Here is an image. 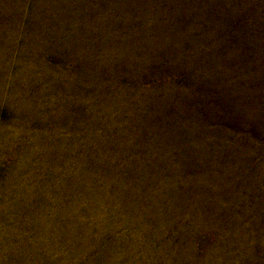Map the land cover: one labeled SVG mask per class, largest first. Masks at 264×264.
<instances>
[{"label": "rangeland", "instance_id": "obj_1", "mask_svg": "<svg viewBox=\"0 0 264 264\" xmlns=\"http://www.w3.org/2000/svg\"><path fill=\"white\" fill-rule=\"evenodd\" d=\"M0 264H264V0H0Z\"/></svg>", "mask_w": 264, "mask_h": 264}]
</instances>
